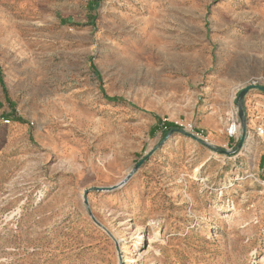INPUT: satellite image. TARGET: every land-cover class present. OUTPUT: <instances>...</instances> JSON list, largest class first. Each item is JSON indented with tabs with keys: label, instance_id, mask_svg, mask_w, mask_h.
Instances as JSON below:
<instances>
[{
	"label": "rangeland",
	"instance_id": "374dc122",
	"mask_svg": "<svg viewBox=\"0 0 264 264\" xmlns=\"http://www.w3.org/2000/svg\"><path fill=\"white\" fill-rule=\"evenodd\" d=\"M252 85L264 0H0V264H264Z\"/></svg>",
	"mask_w": 264,
	"mask_h": 264
},
{
	"label": "water",
	"instance_id": "95a60500",
	"mask_svg": "<svg viewBox=\"0 0 264 264\" xmlns=\"http://www.w3.org/2000/svg\"><path fill=\"white\" fill-rule=\"evenodd\" d=\"M252 89H257L258 91L264 93V87L262 86H247L244 87L240 90V92L237 94V117L240 121L241 127H242V131H241V138L240 141L237 144V149H239L242 146V142L245 138V127H246V121H245V117H244V111H243V100L245 95ZM190 137H193L192 135H189ZM222 153H226V154H230L229 152L226 151H222ZM129 178V176H127L122 182L121 184H123L127 179ZM84 204L86 205V201L84 198Z\"/></svg>",
	"mask_w": 264,
	"mask_h": 264
},
{
	"label": "built area",
	"instance_id": "2783aa9c",
	"mask_svg": "<svg viewBox=\"0 0 264 264\" xmlns=\"http://www.w3.org/2000/svg\"><path fill=\"white\" fill-rule=\"evenodd\" d=\"M238 130H239L238 118L236 117V114L235 116L231 115L227 121V126L225 129L226 134L229 137H234L237 135ZM262 134H263V131L259 130V135H262Z\"/></svg>",
	"mask_w": 264,
	"mask_h": 264
},
{
	"label": "trees",
	"instance_id": "16d2710c",
	"mask_svg": "<svg viewBox=\"0 0 264 264\" xmlns=\"http://www.w3.org/2000/svg\"><path fill=\"white\" fill-rule=\"evenodd\" d=\"M165 125H166V127H169V128H170V130L172 129V127H174V126H173V125H171V124H165ZM170 130H169V131H170ZM169 131H168V132H169Z\"/></svg>",
	"mask_w": 264,
	"mask_h": 264
},
{
	"label": "bare ground",
	"instance_id": "6f19581e",
	"mask_svg": "<svg viewBox=\"0 0 264 264\" xmlns=\"http://www.w3.org/2000/svg\"><path fill=\"white\" fill-rule=\"evenodd\" d=\"M131 262H133V261L130 260V259H126V260H125V263H131Z\"/></svg>",
	"mask_w": 264,
	"mask_h": 264
}]
</instances>
